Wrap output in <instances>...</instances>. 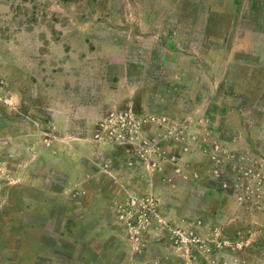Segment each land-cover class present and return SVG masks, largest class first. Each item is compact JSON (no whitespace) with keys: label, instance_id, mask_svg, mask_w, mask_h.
<instances>
[{"label":"rangeland","instance_id":"obj_1","mask_svg":"<svg viewBox=\"0 0 264 264\" xmlns=\"http://www.w3.org/2000/svg\"><path fill=\"white\" fill-rule=\"evenodd\" d=\"M223 1L191 99L145 97L139 50L120 81L124 0H0V264H264V0Z\"/></svg>","mask_w":264,"mask_h":264},{"label":"crops","instance_id":"obj_2","mask_svg":"<svg viewBox=\"0 0 264 264\" xmlns=\"http://www.w3.org/2000/svg\"><path fill=\"white\" fill-rule=\"evenodd\" d=\"M124 3L133 11L130 16L128 12L111 16L109 25L115 42L108 44L106 57L118 60L120 71L125 70V77H120V81L126 79L127 87H135L128 82L131 71L128 58L135 50L140 51L137 57L142 56L145 61L141 62L145 66L140 69L138 85L148 90L147 98H156L160 88H173L177 90L173 98H184L181 87L186 83L189 85L187 98H197L202 81L196 76L198 66L209 74L224 72L219 78L224 79L234 53L225 46V26L214 27L211 19L228 14V5L225 7L223 0L221 6L215 0H124ZM213 27L215 32L211 30ZM237 39L245 41L241 35ZM244 51L245 47L235 53ZM212 79L216 85L217 79ZM16 241L4 236L0 244L13 247ZM30 243L38 245L35 240ZM46 256L53 258L51 254Z\"/></svg>","mask_w":264,"mask_h":264},{"label":"built area","instance_id":"obj_3","mask_svg":"<svg viewBox=\"0 0 264 264\" xmlns=\"http://www.w3.org/2000/svg\"><path fill=\"white\" fill-rule=\"evenodd\" d=\"M186 240H188L189 242L193 241L192 238H187L186 236H183L182 237V241H186Z\"/></svg>","mask_w":264,"mask_h":264}]
</instances>
